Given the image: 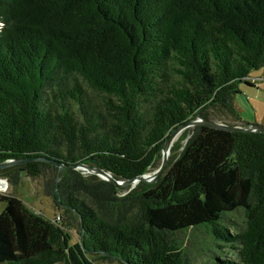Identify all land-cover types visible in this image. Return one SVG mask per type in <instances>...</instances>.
I'll return each mask as SVG.
<instances>
[{
    "label": "trees",
    "instance_id": "trees-1",
    "mask_svg": "<svg viewBox=\"0 0 264 264\" xmlns=\"http://www.w3.org/2000/svg\"><path fill=\"white\" fill-rule=\"evenodd\" d=\"M260 68L264 0H0V163L62 165L58 180L44 161L16 172L50 177L80 237L0 196V264H195L187 229L208 236V264H264V133L193 126L157 181L123 196L72 168L147 173L197 114L237 116Z\"/></svg>",
    "mask_w": 264,
    "mask_h": 264
},
{
    "label": "rangeland",
    "instance_id": "rangeland-1",
    "mask_svg": "<svg viewBox=\"0 0 264 264\" xmlns=\"http://www.w3.org/2000/svg\"><path fill=\"white\" fill-rule=\"evenodd\" d=\"M253 85L239 84L240 93L233 98V106L236 109L237 116L227 112L221 107L211 106L199 115L207 120L223 123L226 125H259L264 127V68L252 70L246 77ZM192 127L184 128L173 141L175 149H170L168 154L169 161L175 159L185 146L186 140L190 134ZM179 138V139H178ZM171 146V147H172ZM161 163V154L155 160L153 166L147 174L153 173ZM16 165H10L0 168V196H13L22 201L30 210L41 214L54 224L63 227V230L70 234L72 241L79 240V235L76 230H66L65 222L71 221L70 214H64L60 206L59 199L54 200V196L45 191V183L50 177L39 176L31 177L24 172H16ZM165 171V170H164ZM12 173H17L16 178L12 179ZM86 179L90 182L101 180L94 173H83ZM149 184L139 181L131 185H121L117 189V194L123 196L130 191L136 190L139 186ZM4 204L0 202V212ZM69 216V217H68ZM180 239L184 246L194 252L195 264H208L206 262V247L210 243L208 236L202 229H187L180 233ZM61 264V263H57ZM98 264H116L114 262H99Z\"/></svg>",
    "mask_w": 264,
    "mask_h": 264
},
{
    "label": "water",
    "instance_id": "water-1",
    "mask_svg": "<svg viewBox=\"0 0 264 264\" xmlns=\"http://www.w3.org/2000/svg\"><path fill=\"white\" fill-rule=\"evenodd\" d=\"M204 126L207 128H212L216 130H221V131H227V132H237V131H242V132H248V133H264V127L259 126V125H248V126H237V125H226L223 123H218V122H213L210 120H207L205 118H202L199 114H197L193 119L189 120L188 122L184 123L183 125L175 128L172 132H170L162 146V149L160 151L161 154V163L158 166V168L151 174H142L139 176H136L132 179L129 180H116L113 178L108 172L99 169L94 166L86 165V164H81L72 168H76L77 170H80L82 173H94L96 174L101 180L107 181L115 186V188H119L121 185H131L135 184L139 181L147 182L149 184H153L157 181V179L164 173V170L167 165V160H168V154L170 152L171 146L173 144V141L175 140L176 136L184 129L187 127H193V126ZM27 161H44L49 164L56 165L58 167L57 171V180L59 178L61 170L64 168L62 165L57 164L56 162H53L51 160H47L45 158H36V159H28V160H9L4 163H0V168L7 167L10 165L14 164H21L25 163Z\"/></svg>",
    "mask_w": 264,
    "mask_h": 264
},
{
    "label": "bare ground",
    "instance_id": "bare-ground-1",
    "mask_svg": "<svg viewBox=\"0 0 264 264\" xmlns=\"http://www.w3.org/2000/svg\"><path fill=\"white\" fill-rule=\"evenodd\" d=\"M179 139V138H178Z\"/></svg>",
    "mask_w": 264,
    "mask_h": 264
}]
</instances>
